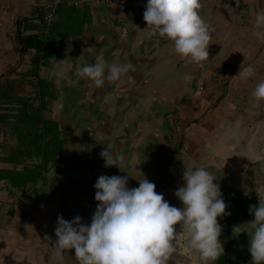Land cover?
I'll return each instance as SVG.
<instances>
[{
	"label": "crops",
	"instance_id": "1",
	"mask_svg": "<svg viewBox=\"0 0 264 264\" xmlns=\"http://www.w3.org/2000/svg\"><path fill=\"white\" fill-rule=\"evenodd\" d=\"M41 2L0 0V67L8 62L13 70L28 69L32 50L21 46L20 37L37 31H22L20 22L37 23L35 4ZM201 3L213 38L208 59L200 63L178 57L167 39L149 37L143 19L147 0H128L124 38L105 6L79 7L89 15L88 23L75 36H65L61 56L40 71L52 85L47 116L66 138V163L56 176L49 203H34L29 196L13 199L0 183V242L21 248L20 256L3 258L0 264H47L44 252H33L34 242L47 249L45 236L55 241L58 216L66 221L80 216L90 223L97 205L94 184L101 175L124 176L126 171L128 186L135 188L137 179H143L140 171L170 205L182 207L174 193L183 185L185 169L218 165L234 155L244 140L242 133L255 135L257 127H264L258 118L263 102L256 103L251 95L256 82L264 80V42L252 34L254 15L264 9V0ZM101 58L109 64L130 62L135 70L100 88L76 75L80 66ZM248 65L255 66L256 77L242 82L239 70ZM199 79L204 83L201 90L196 88ZM169 113L174 114L176 131L167 123ZM104 148L122 153L126 167H104ZM14 217L23 230L10 236L14 227L8 223ZM67 258L77 264L70 251L64 261Z\"/></svg>",
	"mask_w": 264,
	"mask_h": 264
},
{
	"label": "clouds",
	"instance_id": "2",
	"mask_svg": "<svg viewBox=\"0 0 264 264\" xmlns=\"http://www.w3.org/2000/svg\"><path fill=\"white\" fill-rule=\"evenodd\" d=\"M201 8V0H147L143 13L145 29L149 30V37L170 41L181 59L200 63L208 59L213 38ZM252 34L264 42V9L254 15ZM134 70L130 62L109 64L101 58L94 64L80 66L76 75L100 88L106 81H118ZM238 74L240 81L247 82L256 77V68L248 65ZM251 95L256 103L264 102V80L256 82ZM100 155L104 167L115 166L120 171L126 167L122 153L104 148ZM122 172L126 175L98 177L94 184L97 205L90 223H83L80 216L71 221L57 217L52 254L58 264H63L69 251L77 264H168L176 251V225L184 230L185 247L197 264H215L224 254L217 218L226 214L229 205L212 172L205 167L184 170L183 185L174 193L182 204L180 208L170 205L140 171L143 179H137L139 186L135 188L128 186L130 176ZM255 192L258 203L249 206L254 219L247 223L251 230L248 252L250 264H264V188Z\"/></svg>",
	"mask_w": 264,
	"mask_h": 264
},
{
	"label": "trees",
	"instance_id": "3",
	"mask_svg": "<svg viewBox=\"0 0 264 264\" xmlns=\"http://www.w3.org/2000/svg\"><path fill=\"white\" fill-rule=\"evenodd\" d=\"M36 14L37 23L20 22L22 31H37L20 37L21 46L32 50L28 69H11L0 83V183L13 199L29 196L34 203H49L56 176L66 163L67 141L59 124L47 116L52 85L40 71L61 56L64 37L80 33L89 15L80 8L59 7L48 26L40 8ZM47 186L48 192L41 196ZM249 241L233 240L226 252L245 264L251 260Z\"/></svg>",
	"mask_w": 264,
	"mask_h": 264
},
{
	"label": "rangeland",
	"instance_id": "4",
	"mask_svg": "<svg viewBox=\"0 0 264 264\" xmlns=\"http://www.w3.org/2000/svg\"><path fill=\"white\" fill-rule=\"evenodd\" d=\"M22 61L20 64L23 63ZM5 64H9V66L4 65L0 67V83L3 74L6 75L8 70L14 68V66L8 62H5ZM260 108L258 118L264 121V102ZM261 128L263 132L262 129L260 130V128L257 127L256 129L258 130L255 135H251L248 131L242 133L240 137L244 140L236 148L237 151H234V155H231L232 157H228L218 165L206 167L217 178L223 199L226 204L229 205L226 209V214L223 217L217 218L222 228L220 240L224 249V254L215 264H242L240 261H234V259L228 255V252H226V248L232 247L231 244L233 240L239 241L244 238H251L250 225L247 223L253 220L254 217L249 213V206L258 203V196L255 190L264 188V127ZM24 219L34 220L29 217ZM15 223L18 225H15ZM10 224L12 229L14 227V230L9 233L10 236L23 230L22 228H18L22 227L23 224L22 222L16 221V217L9 220L8 225ZM175 227L178 232L176 239L173 241L176 251L169 259L168 264H197L185 247L186 239L184 230L180 229L179 225ZM51 240L52 239H49L50 244L47 249L34 242L33 252H44L47 259H49L47 264H58V261L52 254L55 243L54 241L51 242ZM20 249L21 248L15 246L13 242L10 243V245H6L5 241L0 242V261L3 258H12L13 255L20 256ZM11 251H13V254ZM32 264H36L35 261H33ZM63 264H73V261L71 258H67L63 261ZM200 264H203V262H200ZM245 264H250V261Z\"/></svg>",
	"mask_w": 264,
	"mask_h": 264
},
{
	"label": "built area",
	"instance_id": "5",
	"mask_svg": "<svg viewBox=\"0 0 264 264\" xmlns=\"http://www.w3.org/2000/svg\"><path fill=\"white\" fill-rule=\"evenodd\" d=\"M100 4L109 10V15L114 17L119 23V35L124 38L128 34V26L126 25L128 0H42L35 6L42 10L43 20L49 26L52 23L54 13L59 7L79 8L84 5ZM9 6H5L7 9ZM51 17V19H50ZM203 80L197 81L196 88L201 90ZM167 123L174 131L178 130L174 114L169 113L166 117Z\"/></svg>",
	"mask_w": 264,
	"mask_h": 264
}]
</instances>
